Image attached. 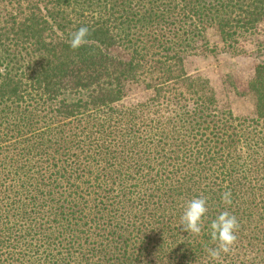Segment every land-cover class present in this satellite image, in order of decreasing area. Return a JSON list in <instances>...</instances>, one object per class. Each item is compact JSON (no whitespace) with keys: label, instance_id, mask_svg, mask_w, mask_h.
<instances>
[{"label":"trees","instance_id":"obj_1","mask_svg":"<svg viewBox=\"0 0 264 264\" xmlns=\"http://www.w3.org/2000/svg\"><path fill=\"white\" fill-rule=\"evenodd\" d=\"M8 1L16 8L0 15V264H213L223 252L210 257L209 224L223 211L239 227L218 264H245L264 239V64L247 84L254 119L237 126L217 111L209 81L185 73L178 50L133 43V18L114 5ZM185 7L224 43L264 20V0ZM82 26L87 42L72 49ZM134 86L157 95L124 124L129 110L114 105ZM170 105L199 115L207 127L198 138L168 142L157 124ZM147 161L156 168L146 172ZM196 197L208 208L199 235L180 222Z\"/></svg>","mask_w":264,"mask_h":264},{"label":"rangeland","instance_id":"obj_2","mask_svg":"<svg viewBox=\"0 0 264 264\" xmlns=\"http://www.w3.org/2000/svg\"><path fill=\"white\" fill-rule=\"evenodd\" d=\"M86 1L94 4L86 5L92 11L97 10L99 5L105 4L114 5L115 10L121 11L124 15L130 14L133 22L130 24L129 32L133 43L149 44L157 41L165 43L168 48H174L172 49L174 51L178 50L183 59L185 73L188 76L209 81L218 100L217 111H230L236 120L235 125L238 126L240 123L248 125L249 120L254 119V104L251 97L247 95V84L254 77L255 67L264 64V20L253 31L238 32L224 43L208 24L203 28L200 27L199 16L201 15L194 16L192 7H185L188 4L193 6L200 2L215 6L219 0ZM5 7H7V12L4 10ZM12 8H16V6L11 7L8 0H0V15H6ZM161 19L162 21H160ZM112 53L121 54L118 49L113 50ZM156 95L155 92L145 90L142 86H134L127 97L114 107L116 110H129L126 111L127 115L123 119V123L126 124L132 120V117L139 116L140 112L145 110L140 106L148 103ZM200 96H192L191 104L199 103ZM154 109L156 108L154 107ZM162 110L161 123H158L157 126H161L165 130V137L169 143L173 142L174 145L183 141H194L195 138H198V130H200L199 133H202L201 129L207 127L203 120L199 119V115L190 116L184 107L176 108L170 105ZM47 118H50V115ZM41 121L48 122L46 118ZM262 127L263 134L264 126ZM168 150L170 155L174 148H168ZM147 158L151 159V162L158 159V157H150V154ZM176 160L181 165L185 162L181 156L176 157ZM151 162H145L147 164L146 172L151 171L153 167L156 168L152 166ZM260 227L263 229L261 236L264 238V223ZM249 237L251 236L249 235ZM249 252L248 256L242 258L245 264H264V239L258 247ZM225 254L223 253L221 258L213 264H218Z\"/></svg>","mask_w":264,"mask_h":264},{"label":"clouds","instance_id":"obj_3","mask_svg":"<svg viewBox=\"0 0 264 264\" xmlns=\"http://www.w3.org/2000/svg\"><path fill=\"white\" fill-rule=\"evenodd\" d=\"M89 28L82 26L70 36V47L78 49L87 42ZM222 199L230 203V193H225ZM208 208L206 200L196 197L184 204L183 212L180 217L181 229L194 235H199L202 231V223L207 214ZM236 217L228 211H223L215 217L209 224L211 239L217 243V247L209 248L208 253L213 260H216L221 252L228 253L235 243L238 230Z\"/></svg>","mask_w":264,"mask_h":264}]
</instances>
